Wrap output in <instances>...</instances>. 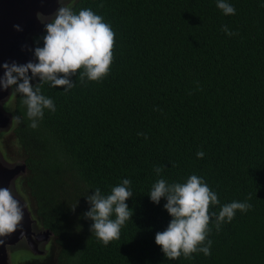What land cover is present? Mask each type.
<instances>
[{
    "label": "trees",
    "instance_id": "1",
    "mask_svg": "<svg viewBox=\"0 0 264 264\" xmlns=\"http://www.w3.org/2000/svg\"><path fill=\"white\" fill-rule=\"evenodd\" d=\"M227 2L235 15L216 0L71 1L111 25L113 61L100 81L80 83L78 70L67 92L43 84L56 111L46 109L35 129L13 93L5 143L24 159L23 188L54 235L44 257L24 264H264V0ZM192 174L218 194L210 215L232 201L251 207L219 229L210 219V255L168 260L155 236L172 217L166 199L157 205L147 192L161 177L182 183ZM124 178L133 216L105 246L83 215L86 195L97 187L107 195Z\"/></svg>",
    "mask_w": 264,
    "mask_h": 264
},
{
    "label": "clouds",
    "instance_id": "2",
    "mask_svg": "<svg viewBox=\"0 0 264 264\" xmlns=\"http://www.w3.org/2000/svg\"><path fill=\"white\" fill-rule=\"evenodd\" d=\"M59 7L50 22L45 24L46 35L43 46L36 47V62L26 64L5 62V72L0 76V87L14 88L20 94L21 102L26 106V116L31 121L30 127L35 129L44 118L45 110L56 111L53 98L43 94L41 86L49 84L52 88L64 86L63 91L71 90L76 82L71 77L79 70V82L102 80L110 70L113 61L115 33L104 18L91 8H82L77 13L66 0H60ZM217 7L224 15H235V7L227 0H216ZM43 19V17H41ZM20 30V25H15ZM223 30L232 35L227 25ZM31 72V75H29ZM39 77V83L32 80ZM204 151L197 152L203 158ZM159 175L163 168L155 167ZM132 181L124 178L122 182L111 188L105 195L100 188L94 194H88L90 208L83 214L92 221L90 230L103 245L119 240L121 229L132 219L133 210L127 200L133 196ZM151 201L160 204L166 199L164 208L172 217L164 231L157 232L155 242L168 260H177L182 255L190 258L193 253L211 254L212 241L207 240L210 219L213 217L217 229L225 222H231L236 211L247 212L251 207L246 201H232L220 206L219 213L209 214V206L220 205L218 194L211 190L203 177L190 175L186 182L169 183L163 177L157 179L147 192ZM78 204V203H77ZM76 204V205H77ZM73 206V210H75ZM15 198L9 187H0V245L4 237L21 226L24 207Z\"/></svg>",
    "mask_w": 264,
    "mask_h": 264
},
{
    "label": "water",
    "instance_id": "3",
    "mask_svg": "<svg viewBox=\"0 0 264 264\" xmlns=\"http://www.w3.org/2000/svg\"><path fill=\"white\" fill-rule=\"evenodd\" d=\"M58 3L59 0H0V76H3L5 72L3 68L5 62L9 64L36 62L37 58L26 41L27 35L42 26L43 19L57 8ZM15 25H20V30ZM12 96L11 87L7 89L0 87V131L3 132H6L5 129L13 128L14 115L6 108V101H9ZM17 159L9 158L0 145V187L12 188L15 198L20 201L21 205L27 203L28 206L23 208L24 217L21 226L3 238L5 242L0 245V264H10L8 262L10 250V257L13 261L18 250L26 249L25 247L20 248V245L27 246L34 241L40 246L42 241L50 240L46 249H41V253H30L31 256L44 257L51 250L54 237L50 230L43 228L33 213L31 200L23 188L26 164L24 160L19 163ZM18 263L24 264L16 262Z\"/></svg>",
    "mask_w": 264,
    "mask_h": 264
},
{
    "label": "rangeland",
    "instance_id": "4",
    "mask_svg": "<svg viewBox=\"0 0 264 264\" xmlns=\"http://www.w3.org/2000/svg\"><path fill=\"white\" fill-rule=\"evenodd\" d=\"M72 1V0H71ZM71 1L70 0H66V3L70 6L71 4ZM61 7V3H60V0H59V3H58V6L57 8L52 12L50 13L45 19H43V24L42 26H40L39 29H36L32 32H30L28 35H27V38H26V41L27 43L29 44V47H30V50L31 52L34 54V50L36 47H40L39 44L41 42H39L38 40H36L35 36H44L46 35V29H45V24L47 22H50L52 19H53V16L54 14L56 13L57 9ZM29 75H31V72H29ZM11 87V86H10ZM11 90H13V93H14V88L11 87ZM14 97V95H13ZM13 97H11V99L8 101H6V108L8 109L9 112H12V108H13ZM15 121H16V118L14 116V123H13V127L15 126ZM6 132H3L2 130L0 131V138H1V141H0V145H1V148L3 150H5L7 156L10 158H14L16 159L17 155H15V152L12 151L8 145L5 143V140L12 136V130L13 129H5ZM19 160V163H22L21 160H24L23 158H21L20 156L17 157ZM49 236V235H48ZM50 240H47V241H42L41 242V245L39 246L37 243H35L34 241H32V243L29 245H20L19 247H25L26 249H21V250H18V253L15 255V258H14V262H23L24 263V260L28 257V256H31L30 253H41V249L42 250H45L46 249V246L49 244ZM10 252L11 250L9 251L8 253V262H10V264H12V258L10 257ZM18 264H22V263H18Z\"/></svg>",
    "mask_w": 264,
    "mask_h": 264
},
{
    "label": "flooded vegetation",
    "instance_id": "5",
    "mask_svg": "<svg viewBox=\"0 0 264 264\" xmlns=\"http://www.w3.org/2000/svg\"><path fill=\"white\" fill-rule=\"evenodd\" d=\"M36 239V238H35ZM13 263H14V260L12 261ZM15 264H16V262H15Z\"/></svg>",
    "mask_w": 264,
    "mask_h": 264
}]
</instances>
